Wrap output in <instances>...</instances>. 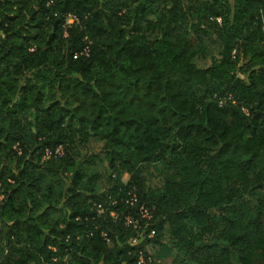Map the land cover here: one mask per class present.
Here are the masks:
<instances>
[{"label": "trees", "instance_id": "trees-1", "mask_svg": "<svg viewBox=\"0 0 264 264\" xmlns=\"http://www.w3.org/2000/svg\"><path fill=\"white\" fill-rule=\"evenodd\" d=\"M152 248L264 264V0H0V264H154Z\"/></svg>", "mask_w": 264, "mask_h": 264}, {"label": "rangeland", "instance_id": "rangeland-1", "mask_svg": "<svg viewBox=\"0 0 264 264\" xmlns=\"http://www.w3.org/2000/svg\"><path fill=\"white\" fill-rule=\"evenodd\" d=\"M69 23V22H68ZM206 47L205 49L195 58L196 62L202 66V67H207L210 65L212 58L214 56L218 55V44L214 42L212 39L207 40L206 42ZM102 148H103V143L100 141H97L95 139H92L89 143V146L86 149L87 155H92L94 153H100L102 154ZM96 168L101 171L102 173V178L100 181V185L105 186V182L107 180V175H109V170H108V163L107 161H102L100 162ZM171 171L163 165H150L145 168L144 175L147 180V185L150 187H157L162 185L163 181L165 180L166 177L170 176ZM103 179V181H102ZM123 179L127 181L129 179V174L125 173L123 175ZM168 239V236L166 235L165 240ZM151 252L154 254V264H176L174 263V258L176 255V251L173 250L170 253L166 252L164 253H158L160 249L158 250L157 248H152L150 249Z\"/></svg>", "mask_w": 264, "mask_h": 264}, {"label": "built area", "instance_id": "built-area-1", "mask_svg": "<svg viewBox=\"0 0 264 264\" xmlns=\"http://www.w3.org/2000/svg\"><path fill=\"white\" fill-rule=\"evenodd\" d=\"M77 18L74 16V15H69L68 17V22L69 23H72L74 21H76ZM82 53H85V54H88L89 53V47H87ZM53 154H55L56 156H61L63 154V147L62 146H59L57 147L54 151L53 150H50V149H47L45 151V155H44V158H49L51 157ZM126 202L128 204H130L131 206H135V205H138L139 203V199H138V195L135 191H129L128 193V197L126 199ZM139 211L141 213V216L147 221L146 222V225H142L141 223H139L138 220H135L131 217H128L127 218V222L129 223H132L136 228L138 229H142V233H140L139 236H137L136 238H134V242H138L139 240V237L141 235H144V229L146 226L149 225V221L152 219L153 217V211L147 207L145 204H141L140 207H139ZM155 234V231L154 230H151L148 234L149 237H152L153 235ZM146 261H149L151 262L152 261V257H148L147 259L145 258L144 255H141L140 256V263H144Z\"/></svg>", "mask_w": 264, "mask_h": 264}]
</instances>
